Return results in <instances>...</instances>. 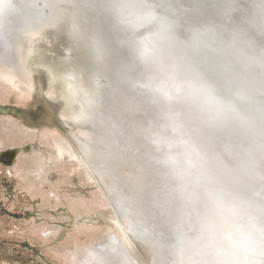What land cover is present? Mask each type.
<instances>
[{
	"label": "water",
	"instance_id": "obj_1",
	"mask_svg": "<svg viewBox=\"0 0 264 264\" xmlns=\"http://www.w3.org/2000/svg\"><path fill=\"white\" fill-rule=\"evenodd\" d=\"M124 1L116 0L115 10L108 14L103 8L106 1L99 4L100 11L95 12L89 5L91 2L86 0H0V63L10 69L23 63L15 56L20 53L23 60L26 42L38 36L37 32L46 24L53 26L63 13L71 14L68 19L74 28L68 31L78 41L64 36L66 42L72 44L65 49L74 59L73 69L81 71L79 79L87 80L84 91L85 94L88 92L86 102H81L82 99L78 101L81 121L77 125L74 123L76 130L73 136L83 143L96 140L99 144L97 139L100 135L108 133V140L115 144V150L126 145L129 135L133 141L136 135L147 137L149 145L146 149L160 161L157 169L161 171V176L156 183L151 181L145 201L138 208L139 215L133 216L122 203L124 200L119 193L113 190L115 204L119 205L117 214L122 221L120 230L136 240L149 238L152 243L144 242L142 247L146 253L151 250L156 253L154 264H175V236L179 230L187 229L194 223L201 207L196 205L194 211L189 208L193 204L180 190L173 160L188 150L195 154L194 158L214 161L227 170L235 167L238 156L242 155V146H247L241 130L210 118L202 99L207 96L227 100L232 95L231 70L236 64V50L226 52L223 44L230 41L234 33L247 29L246 13L251 2L131 0L126 6ZM123 9L127 15H119L118 20L115 14ZM111 18L117 19L119 24L114 26L113 32H107L106 26L109 27ZM231 21L232 26H229ZM34 28L35 32L29 33ZM197 34H201L203 39L199 48L181 49L169 40L173 37L176 41L188 43ZM61 35L58 37L61 38ZM125 36L132 41L139 38V41L127 46V40L123 45ZM248 38L257 39L261 44L254 42L255 45L264 47V35L249 30ZM124 53L127 57H123ZM136 55L145 61V67H141L151 71L149 78L152 82L136 91V96L131 98V85L137 77L133 67L127 65L124 59L130 61ZM79 61L91 67L81 70ZM192 84L198 89L195 97L189 94L188 86ZM127 103L132 105L135 113L147 117L148 124H133L127 120L119 111V107ZM7 112V108L0 105V113ZM64 118L71 121L66 116ZM92 121L94 125L90 126V131L87 125ZM41 122L62 131L53 117ZM77 130L86 132L90 139L81 138ZM112 131L117 133L110 135ZM66 138L72 143L68 136ZM127 142L126 147L129 148ZM21 149L25 151L23 147ZM1 151L10 155L7 165L11 166L18 149ZM91 163L96 169L100 168L99 161L91 160ZM237 189L239 196L252 195L243 187ZM5 213L16 219L35 216L28 211ZM130 215L134 218L133 223L130 222ZM143 224L145 226L139 228ZM111 241L118 251L114 253L117 260L111 256L113 259L107 260L109 264H138L132 251L122 248L116 239ZM11 243L52 264L40 254L41 247L27 241Z\"/></svg>",
	"mask_w": 264,
	"mask_h": 264
},
{
	"label": "rangeland",
	"instance_id": "obj_2",
	"mask_svg": "<svg viewBox=\"0 0 264 264\" xmlns=\"http://www.w3.org/2000/svg\"><path fill=\"white\" fill-rule=\"evenodd\" d=\"M130 1L125 0L124 4L127 6ZM123 11H120V14L125 15L126 12L124 9ZM63 14L53 26L46 24L37 32L38 36L26 42L23 65L20 61L21 64H18V67L33 86L28 97L21 101L0 91V105L8 110L5 114L0 113V122L9 121L8 123L14 125L12 130L21 132V134L17 133L21 135L20 139L14 137L9 140H12L14 144H7L9 141L3 139L6 143L0 145V151L11 148L19 150L13 167L7 168L0 163V202L12 213L29 211L35 214L27 219H16L0 209V264H47L31 251L11 243L23 241L41 247L40 254L52 264H64L65 248L72 247L76 242H85L88 236L89 238L93 235L99 236L107 231L122 248L132 251L138 264H150V253L144 251V247L138 240L120 230L122 221L113 207L116 201L113 196L106 194L107 173L103 171V167L96 169L95 164L91 163V160L95 162L97 159L95 156H90L89 150L88 157L84 155L86 153L84 146H89L95 152H98L101 147L96 140L83 143L78 142L73 136L76 130L73 121H80L77 113L73 117L74 120H71L75 106L74 100L81 99L82 89L87 80L79 79L80 70L77 72L73 69L74 59L66 52L65 48H70L72 44L69 41L66 42L64 33L72 37L68 30L74 27L68 19L71 14ZM231 23L232 21L228 25L232 26ZM59 35L61 38L58 37ZM254 42L261 44L257 39ZM79 66L81 70L84 67H91L84 61H79ZM86 98L87 96H85V102ZM65 116L71 121L66 120ZM51 117L59 122L62 131L54 125L48 126L41 122ZM93 125L94 121L87 125L88 130L91 131L90 126L93 127ZM116 133L117 131H112L109 134L114 136ZM104 134L100 135V138L107 143L110 137ZM43 135L48 138L56 136L68 142L76 155L78 166L70 170L69 164L62 166V163L52 158L54 155L47 144L48 138ZM26 145H29L31 150L24 153L21 148ZM40 160H43L49 169L44 181H41V184L38 182L34 184L25 174L29 167ZM82 171L90 178L88 182H84ZM160 173L159 170L158 177L161 176ZM7 188L15 191L12 195L8 194L10 198L6 196ZM233 191L235 195H240L237 187ZM97 197L100 198L99 201H103L101 206L94 204ZM76 201L85 202L89 209L75 213L70 206ZM191 208L195 209L193 205ZM117 251L112 244L110 253L114 254Z\"/></svg>",
	"mask_w": 264,
	"mask_h": 264
},
{
	"label": "clouds",
	"instance_id": "obj_3",
	"mask_svg": "<svg viewBox=\"0 0 264 264\" xmlns=\"http://www.w3.org/2000/svg\"><path fill=\"white\" fill-rule=\"evenodd\" d=\"M246 15L247 29L223 44L226 52L236 50L232 95L227 100L204 96L202 102L211 119L241 130L247 146L227 170L188 150L173 160L181 192L201 207L194 223L175 236V264H264V47L248 38L249 30L264 35V0H251ZM169 40L185 50L203 43L201 34L188 43ZM188 88L195 97L196 85ZM236 187L252 195H235Z\"/></svg>",
	"mask_w": 264,
	"mask_h": 264
},
{
	"label": "bare ground",
	"instance_id": "obj_4",
	"mask_svg": "<svg viewBox=\"0 0 264 264\" xmlns=\"http://www.w3.org/2000/svg\"><path fill=\"white\" fill-rule=\"evenodd\" d=\"M86 1L91 2L89 5L91 9L95 12L100 11V5L103 4L105 1L107 3L105 4L103 8L108 14H111L112 11L115 10L114 2H116V0H86ZM123 3H125V1ZM119 15L124 16V14H120V12L119 13L116 12L115 16H117L118 20L120 17ZM110 20L111 21L109 22V27L106 26L107 32L109 30L113 32L114 26L116 27L119 24V21L115 18H111ZM35 30L36 28L30 29L29 33L30 32L33 33L35 32ZM67 34L64 33V35L68 39L72 38ZM128 39L129 38L125 36L124 40L122 41L123 45ZM72 40L78 41L74 37L72 38ZM136 41L138 42L139 38H135V40L133 41L128 40V42H126V45L128 46L129 45L128 43H130L131 45V43L133 42H135L136 44L137 43ZM123 57H127V54L124 53ZM15 58H19L22 61L20 53L17 54ZM124 60L127 65H130L131 67H133V71L135 72V75L137 77V80H135L134 84L132 83L131 85L132 86L131 90L133 91L131 92L130 97L132 98L136 96L134 94L136 91L144 88L146 85L152 82L150 81V78H149V76L152 75V73L150 70H148V68L144 69L141 67L142 65L143 67H145L146 64H145V61L141 60V57H137V55L135 56V58L132 57V60L130 61H128V58L127 59L125 58ZM26 74L29 76L27 72ZM79 75H81V71L79 72ZM144 81L146 82L142 84V82ZM32 89H33V86L29 78L23 73H21V70L18 66L10 69L9 67L2 66V64L0 63V91L3 94L8 95V96H13L17 98L18 100L22 101V100H25L26 97H28V93L30 94V91H32ZM82 90L83 91L81 93V99H82L81 102L83 101L85 102V96L88 97L87 95L88 92L85 94L84 88ZM79 100L77 99L74 100L75 106H74V109L72 110L71 120H74L73 117L75 116L76 113H77V116H79L78 114V107H79L78 101ZM82 106L85 108V105H82ZM92 110H95V109H92ZM119 111L124 115V117L127 118V120L131 121L133 124L134 122L148 124L146 120L147 117L144 118L143 115L135 113L132 105L128 103L125 106L121 105V107H119ZM78 119H80L81 121V116H79ZM8 122L6 123L0 122V145L2 143H6L5 141H3V139L9 141L10 139L14 137L17 139L18 138L20 139L21 137L20 135L21 132L15 131L16 129L12 130V127L14 125ZM73 122L75 124L79 123L78 121H73ZM17 133H20V134H17ZM76 133L79 136H81V138H84L86 140L90 139V135H88L84 131L77 130ZM43 137H46V136L43 135ZM102 139L103 138L97 139L99 140L98 145L99 147H101L99 148L98 152L92 151L89 146L88 147L84 146L83 149H85L86 151L84 155L87 156L91 152L90 156L91 157L95 156V158L97 159V162L99 161V165L103 167L104 169L103 171L107 173L108 185L105 186L107 187L106 194L113 196L114 191L118 192L120 197L124 200V202L122 203H124V206L127 207L129 212L133 216L139 215L138 208L145 201V196L147 194V191H149L148 189L149 187H151L150 185L151 181L153 183L154 182L156 183L160 178V176L158 177L159 170L157 169L158 165L160 164V161H158L157 158H154L152 154L150 153V151L146 149V147L149 145V141L147 140V137L136 135V138H135L136 140L133 141V138L129 135L127 141H129L130 147L129 148L126 147V145H128L127 144L128 142L126 141V145L124 147H117L118 149L116 150L114 148L115 144L112 145L111 144L112 142L110 140L109 142L106 143V141H103ZM7 144H14V143L11 140ZM47 144L50 146V148L53 151L54 157L52 158H55V160L62 163V166H66V164H69L70 167L69 166L68 167L70 168V170L78 166L76 155L73 152L72 146H70L68 142L56 136H50L47 139ZM88 150H89V153L87 152ZM37 162L34 163L31 167H29L28 170H26L27 172L25 176L30 181L34 182V184L36 182L41 184L40 182L44 181L45 174L49 168H48V165L43 160H40L38 163ZM82 174L84 176V182H88L90 178L87 176L85 172H83ZM99 199L100 198L97 197L96 201H94L95 202L94 204L101 206L103 204V201L102 200L99 201ZM84 203L85 202L83 201L72 202L70 209L74 211L75 213H79L80 211H85L89 209V207H87V205H85ZM118 206H119L118 204H114L113 207L115 209V212H118L119 210ZM189 206H190L189 208L192 211H194V208H191V205ZM132 215H130V217ZM133 219L131 217V221H130L131 223H133L132 221ZM144 226L145 225L143 224L139 228H142ZM107 232H105L104 234H100L99 236H94V235L90 236V238L88 236V239L85 242L83 243L76 242L75 244L73 243L74 245L72 247L65 248L66 251H63V257L65 258L64 264H96V259H94L95 257H98L99 259L103 260L104 264H109L107 260L113 259L111 256H114V254H112V252L110 253V247L113 244L111 239L113 238L110 236L111 234L109 235ZM138 241L141 244H145L144 242H146V244L152 243V241L149 238H142V241L141 240H138ZM150 257H151L150 264H154L156 253L153 252V250H151L150 252ZM115 260H117L116 257H115Z\"/></svg>",
	"mask_w": 264,
	"mask_h": 264
},
{
	"label": "flooded vegetation",
	"instance_id": "obj_5",
	"mask_svg": "<svg viewBox=\"0 0 264 264\" xmlns=\"http://www.w3.org/2000/svg\"><path fill=\"white\" fill-rule=\"evenodd\" d=\"M23 149L25 150L24 151V153H27V152H29L30 150H31V147L29 146V145H26V146H23ZM21 151H22V149H21ZM19 152V150L17 151V153ZM17 153L15 154V157H14V160H13V163H12V165L11 166H8L7 164L9 163V161H10V155L6 152V151H0V163H2L4 166H6L7 168H11V167H13V165H14V163H15V160H16V158H17ZM7 190H8V192H7V194H6V196L8 195V194H10V195H12L15 191L12 189V188H7ZM8 198H10L9 197V195H8ZM0 209L2 210V212H10L8 209H6L2 204H1V202H0ZM29 212V211H28ZM10 213H12V212H10ZM22 213V212H21Z\"/></svg>",
	"mask_w": 264,
	"mask_h": 264
}]
</instances>
